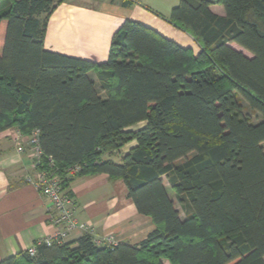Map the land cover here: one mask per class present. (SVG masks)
I'll return each mask as SVG.
<instances>
[{
    "label": "trees",
    "instance_id": "16d2710c",
    "mask_svg": "<svg viewBox=\"0 0 264 264\" xmlns=\"http://www.w3.org/2000/svg\"><path fill=\"white\" fill-rule=\"evenodd\" d=\"M63 1L0 0V132L39 129L37 168L52 157L71 199L77 176L123 180L155 229L135 245L40 239L0 264H264V0H180L167 20L198 53L127 19L104 63L45 49Z\"/></svg>",
    "mask_w": 264,
    "mask_h": 264
},
{
    "label": "crops",
    "instance_id": "0c3cea01",
    "mask_svg": "<svg viewBox=\"0 0 264 264\" xmlns=\"http://www.w3.org/2000/svg\"><path fill=\"white\" fill-rule=\"evenodd\" d=\"M132 1L131 5H125L124 0L63 1L48 17L45 49L104 63L114 35L127 19L155 29L181 46L193 47V40L167 20L179 4L176 0H147L145 6ZM211 9L225 15L222 4H212ZM6 27L3 20L0 25L3 41ZM198 48L195 53L200 51ZM246 55L251 56L248 51ZM15 129L0 132V260L22 253L58 231L50 218L48 198L27 179L37 175L38 161L31 155L27 138L23 142L24 151L18 152L11 134ZM136 145L133 140L123 151ZM69 189L76 217L93 225L97 239L113 235L117 243L135 245L155 229L152 219L140 214L128 198L127 186L121 179L114 180L106 173L77 176ZM86 233L84 229H75L65 240L74 242Z\"/></svg>",
    "mask_w": 264,
    "mask_h": 264
},
{
    "label": "built area",
    "instance_id": "2783aa9c",
    "mask_svg": "<svg viewBox=\"0 0 264 264\" xmlns=\"http://www.w3.org/2000/svg\"><path fill=\"white\" fill-rule=\"evenodd\" d=\"M12 136L17 144L18 152L24 151L23 142L27 138V142L31 148V155L35 161H41L43 151L39 143L40 130L34 129L30 135L23 134L19 129L12 131ZM81 166L75 165L69 168L70 174H76L80 171ZM28 180L34 182L41 194L49 200V214L52 222L58 227L56 235L45 237L41 241L50 244L54 240L63 241L68 233L75 229H84L87 233L93 235L94 241L98 245H116L117 242L113 235H107L101 239L95 237V229L92 224L80 222L75 214L74 203L62 189V180L57 173L56 162L52 157H48V168L39 169L35 177H27ZM31 255L36 254V246L33 244L28 249Z\"/></svg>",
    "mask_w": 264,
    "mask_h": 264
},
{
    "label": "rangeland",
    "instance_id": "374dc122",
    "mask_svg": "<svg viewBox=\"0 0 264 264\" xmlns=\"http://www.w3.org/2000/svg\"><path fill=\"white\" fill-rule=\"evenodd\" d=\"M136 2L137 3H139V4H144V6H145V3H147V0H136ZM176 3L178 4L179 3V0H176ZM148 4V3H147ZM177 28V27H176ZM179 29V28H178ZM182 31V30H181ZM183 33H184V35H186L187 37H190L192 40H193V47L191 48L194 52H195V48H198L199 47V45H198V43L196 42V40L189 34V33H187V32H185V31H182ZM1 45H3V31H2V29H1V32H0V46ZM200 48V47H199ZM198 48V49H199ZM94 76V75H93ZM95 77V76H94ZM238 99L240 100V102L243 104V107H244V111H245V113L247 112V113H249L250 114V116L252 117V119H253V121L254 122H257V121H259L260 119H261V116L257 113V112H255V111H253L250 107H249V105H248V103L246 102V100L242 97V96H238ZM164 183L166 184V186H167V188H168V190H169V193H170V196L173 198V200L175 201V203H176V208L179 210V212H180V214H181V216L184 218L185 216H186V211H185V208H184V206L179 202V200L177 199V196H176V194H175V192L171 189V186H170V184H169V182H168V180H167V178L165 177L164 178ZM164 263L165 264H171L168 260H164Z\"/></svg>",
    "mask_w": 264,
    "mask_h": 264
}]
</instances>
